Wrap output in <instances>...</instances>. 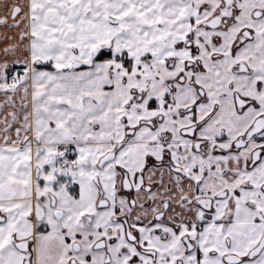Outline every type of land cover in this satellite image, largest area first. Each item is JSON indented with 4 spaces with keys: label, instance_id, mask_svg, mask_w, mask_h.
<instances>
[{
    "label": "snow or ice",
    "instance_id": "snow-or-ice-1",
    "mask_svg": "<svg viewBox=\"0 0 264 264\" xmlns=\"http://www.w3.org/2000/svg\"><path fill=\"white\" fill-rule=\"evenodd\" d=\"M0 264H264V0H0Z\"/></svg>",
    "mask_w": 264,
    "mask_h": 264
}]
</instances>
